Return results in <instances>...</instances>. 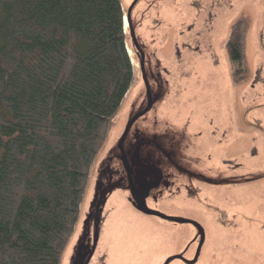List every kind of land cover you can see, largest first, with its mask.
<instances>
[{"label": "trees", "instance_id": "16d2710c", "mask_svg": "<svg viewBox=\"0 0 264 264\" xmlns=\"http://www.w3.org/2000/svg\"><path fill=\"white\" fill-rule=\"evenodd\" d=\"M134 81L122 0H0V264H61Z\"/></svg>", "mask_w": 264, "mask_h": 264}, {"label": "rangeland", "instance_id": "374dc122", "mask_svg": "<svg viewBox=\"0 0 264 264\" xmlns=\"http://www.w3.org/2000/svg\"><path fill=\"white\" fill-rule=\"evenodd\" d=\"M132 1L122 0L125 12ZM136 12L153 19H171L172 28L184 25L186 39L178 48L172 44L171 30L165 25L153 24L158 54L154 57L150 51H145L154 73L148 83L152 101L146 84L140 82L138 66L135 81L92 165L79 220L61 264H164L173 255L183 254L188 260L195 256L199 241H193L196 239L192 227L146 214L135 203L120 149L125 134L124 153L128 164L137 171L144 147L140 142L142 133L166 123L185 122L189 119L185 113L192 104L196 108L214 106L198 112L195 122H216L217 113L222 121L232 122L228 128L233 131L226 140H235V145L250 140L243 128H237L241 123L253 130H264V0H140ZM240 21L247 28L246 58L241 65L234 66L228 55L227 41L233 25ZM195 27L200 29L197 43L191 44L188 39ZM126 36L130 45L128 25ZM136 62L139 64L135 59ZM185 69L186 78L175 81L173 86L172 76ZM237 72L239 75H234ZM167 80L171 83L166 84ZM151 103L150 111L129 126ZM210 129L215 130V126L211 124ZM253 136L264 140V133ZM254 160L248 155L244 163ZM263 173L260 169L245 174L260 176ZM169 194L164 193L161 200ZM232 194H235L231 195L232 200L237 201L246 193ZM149 207L165 215L204 224L207 238L195 264H264V239L237 242L241 249L247 250L242 259H236L231 252L235 242L220 239L219 231L202 219L198 209L159 204L153 199ZM242 225L240 228L246 238L259 229ZM259 247L262 254L256 257L253 251ZM170 264L186 263L173 260Z\"/></svg>", "mask_w": 264, "mask_h": 264}, {"label": "water", "instance_id": "95a60500", "mask_svg": "<svg viewBox=\"0 0 264 264\" xmlns=\"http://www.w3.org/2000/svg\"><path fill=\"white\" fill-rule=\"evenodd\" d=\"M139 1L140 0H133L126 7L127 10L125 17L130 35L129 47L137 56L136 59H138L141 68L142 81L140 80V82L146 84L148 96L152 101L151 88L148 83L151 82L150 77L154 78V73L153 69L148 68L147 66V61H149V59L145 51H150L154 57L158 54L156 37H154L152 30L153 24L165 25L171 30L172 44L178 48L183 46L187 30L184 25H182L181 28H172L171 19L166 20L165 17H157L156 19H153L148 15L136 12V5ZM155 20H161L162 22H156ZM199 30L198 27H195V30L189 36L188 43H197ZM149 67H151V65H149ZM179 75L181 79H176V74L172 76L173 86L175 81L186 78L187 69L180 70ZM169 83H171V81L167 80L166 84ZM151 107L152 103L147 109L137 114L131 120L129 126L140 117L147 114ZM213 107L214 106L211 104V108H196L194 104H192L185 113L190 117L193 112V115L185 122L190 121L194 123L191 128L201 129V131H203L202 136L205 137L203 139L205 143H208L206 138L213 137V132H210L209 130L211 124L218 129L217 136H220L223 133H226V136H230L233 131V129L228 128V126L233 123L230 121H222V118L218 116V113L217 118L219 120L216 122H195V119L199 114L198 112L206 111ZM179 124L184 126V122H170L166 123L163 127H154L153 129L159 130L174 125L178 127ZM241 125V127L237 128H243L245 134L249 135L250 140L243 142L242 145L233 144L236 142L235 140L226 141L224 144L218 143L222 145V149L218 148V150H211V148H208L207 150L204 148L202 150L203 153L218 155V161L210 163L204 160L200 162L198 167L192 168L196 173H190H193L194 175L181 176L179 179L183 183V186L180 190L169 183V178L165 177L163 168L158 166L159 163L148 157L149 154L154 152L148 150V146L151 145V142H149L146 135L142 134V141H140L143 142L142 144L144 147L140 151L141 160L138 162L139 169L137 171L132 169L128 164L126 154L124 153L123 142L126 134L122 138L120 149L122 151L128 179L131 188L134 191V200L139 209L146 214L162 218L166 221L195 225L201 232L200 236L194 235L196 240L193 241L199 242L197 244L195 257L192 260H187L183 254H177L169 257L164 264H170L173 260H180L186 264H195L201 254L202 248L204 247L207 238V230L201 221L198 222L197 220L190 218L169 216L151 210L149 203L152 202V199L159 204L167 203L175 206H188L198 209L201 213L202 219H204L207 224H213V228L219 231L218 234L220 239L224 238L235 242L232 246L231 252L236 259H242L243 253L247 250L241 249L237 242L242 240L264 239V228H262L264 221V173L260 176H246L245 174L247 172H258L260 169L264 171V140L253 136L264 133V130H253L247 127L246 123H241ZM228 144L232 145V151L227 150ZM198 154L205 156L201 153ZM248 155L255 158V160L249 164H245L244 161L247 160ZM167 191L170 194L161 200L163 194ZM233 192L246 194L239 196V200L233 201L231 196L235 195L232 194ZM185 195L186 197L184 200H181ZM225 221H228V224H224ZM242 224L244 226H254L259 229L254 233L255 236L251 234L246 238L244 231L235 230L236 227L240 228ZM253 254L256 257H259L262 254L261 247L254 250Z\"/></svg>", "mask_w": 264, "mask_h": 264}, {"label": "flooded vegetation", "instance_id": "af4514ba", "mask_svg": "<svg viewBox=\"0 0 264 264\" xmlns=\"http://www.w3.org/2000/svg\"><path fill=\"white\" fill-rule=\"evenodd\" d=\"M136 58L137 56L133 53L134 72L136 74V67L139 66V72L141 76L142 73L140 71V64H137V62L135 63ZM136 61H138V59H136ZM175 78L181 79L179 74H176ZM192 115L193 112L191 113V116ZM193 124L194 123L187 121L184 122V126L179 124L178 127L175 125L172 127L167 126L159 130L152 128L142 133L146 135L149 142H151V145L148 146V150L154 152L152 154H149L148 157L159 163L158 166L163 168L165 177L169 178V183L179 190L183 186V183L179 179L181 176L194 175L193 173H190H196V171L192 168L198 167L200 165V162L204 160L210 163L218 161V155L203 153L202 150L204 148H206L207 150L208 148H211V150H218V148L222 149V145L218 143L224 144L227 141L226 133L217 136L218 129L215 128V130L212 131L211 129H209L210 132H214L215 136H213L212 138L208 137V139L206 138L208 143H205L203 140L205 137L202 136L203 131H201V129L191 128ZM232 149V145L228 144L227 150L232 151ZM198 153L204 154L205 156L199 155ZM188 226L192 227L195 230V235L200 236L201 232L199 231L198 227L191 224H189ZM262 228H264V221L262 224ZM235 230L240 231L241 228L236 227ZM183 256L188 260L185 255Z\"/></svg>", "mask_w": 264, "mask_h": 264}, {"label": "bare ground", "instance_id": "6f19581e", "mask_svg": "<svg viewBox=\"0 0 264 264\" xmlns=\"http://www.w3.org/2000/svg\"><path fill=\"white\" fill-rule=\"evenodd\" d=\"M128 50H129V52H130V55H131V57H132V59H133V53H132L131 49H130V48H128ZM240 131H241V130H240Z\"/></svg>", "mask_w": 264, "mask_h": 264}]
</instances>
